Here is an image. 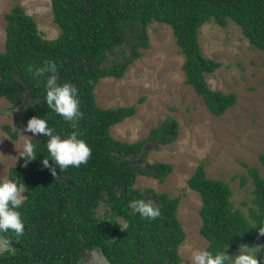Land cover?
I'll return each instance as SVG.
<instances>
[{"label":"trees","instance_id":"obj_1","mask_svg":"<svg viewBox=\"0 0 264 264\" xmlns=\"http://www.w3.org/2000/svg\"><path fill=\"white\" fill-rule=\"evenodd\" d=\"M52 9L61 28L54 39L43 36L36 19L21 5H14L5 14L0 98H7L16 108L26 102L27 95L28 105L20 122L42 115L56 132L72 131L68 122L47 107L43 81L38 82L28 71L29 65L54 60L58 83L71 82L78 89L83 113L79 130L91 147V156L78 168L69 166L64 172L57 168L56 179L42 164L48 155L47 137L38 134L32 139L37 145L36 159L25 166L24 158L19 157L8 173V177L25 183V233L19 239L14 234H0L8 245L0 253V264H79L85 248H98L111 264H180L179 247L185 239L178 218L180 196L134 186L140 174L163 182L172 173L173 165L168 162H147V167L141 168L134 156L176 141L179 122L169 115L140 140H118L112 136L111 127L135 115L138 104L101 107L95 88L104 77L124 76L129 65L142 55L139 48L150 46L149 25L159 21L172 27L185 55L187 84L202 96L213 114L223 115L235 105L237 95L209 85L206 74L214 73L221 63L204 55L200 29L210 21L222 27L234 21L250 44L264 51V0H52ZM127 42L134 56L105 65L108 53ZM142 102L143 98L139 99L138 103ZM5 130L17 137L10 126ZM259 161L264 167V153ZM248 177L254 187L248 213L235 208L229 183L209 177L204 162L189 177L188 186L201 195L200 232L208 241L207 248L229 246L227 252L234 253L242 243L264 245V237L252 228L264 221V169L261 172L248 166L243 183ZM137 198L154 200L161 215L147 220L133 213L129 204ZM100 205L105 206L108 217H98ZM260 252L264 253V247Z\"/></svg>","mask_w":264,"mask_h":264},{"label":"rangeland","instance_id":"obj_2","mask_svg":"<svg viewBox=\"0 0 264 264\" xmlns=\"http://www.w3.org/2000/svg\"><path fill=\"white\" fill-rule=\"evenodd\" d=\"M17 4L36 19L44 37L59 36L61 28L54 20L52 0H0L2 50L6 41L5 14ZM148 32L149 48H139L142 55L129 65L124 76L100 79L95 98L98 105L105 108L138 104L135 115L111 127L112 136L118 140H140L169 115L178 120L176 141L134 156L138 167L146 168L147 162H168L173 165L172 173L163 182L140 174L134 186L151 187L171 197L180 196L178 218L185 231V239L179 247L180 264H190L193 249L208 247L207 239L200 232L201 195L187 183L200 162L205 163L209 177L229 183L235 208L248 213L253 206L254 187L249 177L243 183V176H247L248 166L258 167L261 172L264 169L259 161V155L264 153V51L253 47L234 21L225 27L214 21L202 26L199 40L204 55L221 63L214 73L206 74L209 85L237 95L235 105L217 116L209 110L202 96L187 84L183 69L185 55L172 27L153 21ZM133 56L131 43L127 42L108 53L104 64L108 66L118 58ZM141 98L143 102L138 103ZM28 101L26 95V102L12 108L7 98H0V177H8L10 168L18 163L24 141L38 136L29 137L32 134L25 132L27 121L20 122ZM6 126L16 133V138L5 130ZM97 215L100 218L109 216L104 205L97 208ZM120 221L125 225L122 219ZM0 242L8 248L1 235ZM259 253V262L264 261V253ZM95 262L109 264L101 256L95 258Z\"/></svg>","mask_w":264,"mask_h":264},{"label":"clouds","instance_id":"obj_3","mask_svg":"<svg viewBox=\"0 0 264 264\" xmlns=\"http://www.w3.org/2000/svg\"><path fill=\"white\" fill-rule=\"evenodd\" d=\"M34 78L44 83L45 100L47 107L61 116L69 123L72 131L61 134L48 126L46 116H32L26 124L25 132H30L33 137L37 134L47 137L46 149L48 155L42 160L44 167L49 168L51 174L58 177L59 172H64L69 166L80 167L86 164L91 156V147L82 138L79 130V121L83 117L80 108L78 89L71 82L58 83V68L54 60L46 59L40 65H29ZM28 136V135H27ZM37 145L32 140H25L19 157L24 158L25 166L36 159ZM50 161L52 162L50 164ZM25 183L18 177H0V234H14L19 239L25 233V221L22 207L26 199ZM129 207L133 213H138L141 218L155 220L161 215L159 205L152 199H133ZM258 236L264 237V221L255 224ZM11 239H8L10 243ZM227 247L211 250L209 248H195L191 251L190 264H260L258 245L240 244L235 255L227 252ZM6 250V245L0 242V253Z\"/></svg>","mask_w":264,"mask_h":264},{"label":"flooded vegetation","instance_id":"obj_4","mask_svg":"<svg viewBox=\"0 0 264 264\" xmlns=\"http://www.w3.org/2000/svg\"><path fill=\"white\" fill-rule=\"evenodd\" d=\"M100 256L103 257L106 261H108L109 264H111L110 261L105 257V255L98 248H94V249L85 248L83 250V256L79 264H97L95 262V258L97 259Z\"/></svg>","mask_w":264,"mask_h":264},{"label":"water","instance_id":"obj_5","mask_svg":"<svg viewBox=\"0 0 264 264\" xmlns=\"http://www.w3.org/2000/svg\"><path fill=\"white\" fill-rule=\"evenodd\" d=\"M12 245L15 246V247H19V246L15 245V244H12Z\"/></svg>","mask_w":264,"mask_h":264}]
</instances>
